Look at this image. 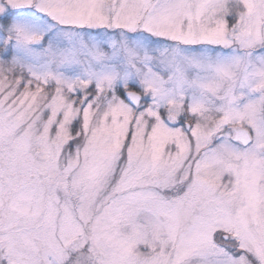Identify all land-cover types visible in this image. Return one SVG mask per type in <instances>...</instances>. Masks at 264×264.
Instances as JSON below:
<instances>
[{
  "label": "snow or ice",
  "instance_id": "obj_1",
  "mask_svg": "<svg viewBox=\"0 0 264 264\" xmlns=\"http://www.w3.org/2000/svg\"><path fill=\"white\" fill-rule=\"evenodd\" d=\"M0 264H264V0H0Z\"/></svg>",
  "mask_w": 264,
  "mask_h": 264
}]
</instances>
